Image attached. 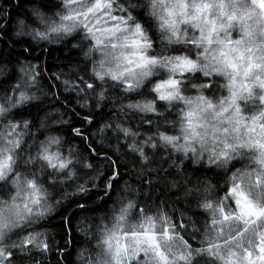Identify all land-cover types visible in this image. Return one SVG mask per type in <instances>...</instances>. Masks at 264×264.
<instances>
[{
	"label": "snow or ice",
	"instance_id": "1",
	"mask_svg": "<svg viewBox=\"0 0 264 264\" xmlns=\"http://www.w3.org/2000/svg\"><path fill=\"white\" fill-rule=\"evenodd\" d=\"M0 44V264H264V0H0Z\"/></svg>",
	"mask_w": 264,
	"mask_h": 264
},
{
	"label": "trees",
	"instance_id": "2",
	"mask_svg": "<svg viewBox=\"0 0 264 264\" xmlns=\"http://www.w3.org/2000/svg\"><path fill=\"white\" fill-rule=\"evenodd\" d=\"M28 5H25V8H27ZM24 9H20V11H23ZM13 13H15L16 9L12 10ZM4 45L0 44V48H3ZM43 60L47 62V67L49 68L50 71H68V67L75 65L78 61V57L76 52L70 51V45H67V43H54L52 45H48V54L44 55L42 57ZM80 109L77 108V111ZM103 111L107 112V109H104ZM144 129H141L143 131ZM239 167V165H237ZM122 171H125L128 173L125 176V179L129 181L134 187L138 186L135 181H136V176L134 172H130L128 169H123ZM169 171H172V169H169ZM189 174H191V169H189ZM161 175H165V173H161ZM171 179V177L169 178ZM173 192L175 190H172ZM115 199V197H114ZM172 200L175 201V196L172 197ZM84 202V201H82ZM99 202L98 198H93L91 201L86 202V207H92L94 206L95 203ZM111 203V202H109ZM176 207L179 209L181 207L180 204H176ZM73 210H76L75 205H72V208L69 210V213ZM101 213H83L80 212L76 217L73 218L72 224L77 225L80 224L82 227L85 226L89 222H83L82 217L87 215V216H97L100 215ZM178 215V213H177ZM60 216H56L48 225L49 229L53 233H59V235H64L58 225L60 223ZM57 239L59 240V236H57ZM72 239H73V244L69 246L68 251L72 252L71 256H67V259L65 260V264H78V258L77 254L81 251V245H85L87 242L77 238L75 236V232L72 233ZM51 264H56L57 257L55 255L51 256Z\"/></svg>",
	"mask_w": 264,
	"mask_h": 264
}]
</instances>
